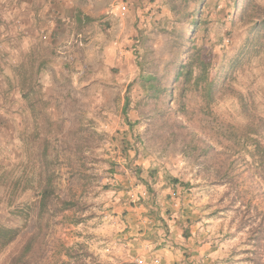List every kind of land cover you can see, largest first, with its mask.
I'll list each match as a JSON object with an SVG mask.
<instances>
[{"label":"rangeland","instance_id":"obj_1","mask_svg":"<svg viewBox=\"0 0 264 264\" xmlns=\"http://www.w3.org/2000/svg\"><path fill=\"white\" fill-rule=\"evenodd\" d=\"M72 1L0 0V53L16 60L27 46L1 69L0 223L19 234L0 264H264V169L249 154L264 140V37L241 56L251 23L231 0H203L194 43L211 60L213 100L188 90L185 114L169 99L149 111L139 62L162 78L195 16L176 19L169 0Z\"/></svg>","mask_w":264,"mask_h":264},{"label":"trees","instance_id":"obj_2","mask_svg":"<svg viewBox=\"0 0 264 264\" xmlns=\"http://www.w3.org/2000/svg\"><path fill=\"white\" fill-rule=\"evenodd\" d=\"M231 1L233 4L232 9L234 10V18L251 23L250 30H255L256 33L254 37L255 40L251 44V47L248 51L243 52L241 56L251 52L254 54L259 53L262 42L258 39L264 37V3L260 0ZM168 2L169 9L173 14V17L176 19L181 20L188 15H191L192 17L193 15L195 16L194 22L190 23V37L188 40H184L183 42L178 41L171 46L170 51L173 54L170 59L165 60L164 62L165 72L163 73L162 78L157 76L158 72L153 68L157 64H151L152 66H149L148 68V66H145L146 61L144 59L140 61L139 66L146 74V78H141L140 81L141 85L146 87L148 92L147 101L151 102V110L149 111L162 113L164 101L169 99L170 105L176 101L177 103L175 104L178 105L179 113L185 114L186 109L185 106L182 105L180 97L183 96L184 92H187L188 90L199 92L204 105L209 107L213 100V94L216 87L214 80L207 77L211 66V60L203 53V47L197 46L194 43L195 35L197 34L199 27L204 23L202 15L205 3H203V0H169ZM190 4H195V10L193 12H187V8H189ZM75 13V19L79 23L92 20L91 16L83 14L80 9H77ZM23 63L24 62L21 63V67H23ZM147 75H149V77ZM26 78L27 76L22 77L23 81L21 80V91L25 97L28 93V91L25 92L24 88ZM170 81L173 86L176 84L174 87L175 89L177 87V95H179L177 98L175 92H173L174 87L169 86ZM174 125L184 129L187 128L186 124L180 121H176ZM190 134L191 132L186 131L184 136L186 137ZM185 137L183 138V141L185 140ZM184 145L183 151L196 148L192 137H190ZM249 154L253 157V160L255 159L254 161H258L264 169V140L263 142H256L254 149ZM199 155L200 153L198 152L195 157H198ZM174 182H178V180L175 179ZM46 196L45 198L41 196V207L44 205L42 204V199H46ZM62 203L64 206H67L68 203L70 204L72 202L62 201ZM18 234L19 228L9 227L0 223V252L8 246ZM23 256V254L14 256L8 264H23L22 262L20 263Z\"/></svg>","mask_w":264,"mask_h":264},{"label":"crops","instance_id":"obj_3","mask_svg":"<svg viewBox=\"0 0 264 264\" xmlns=\"http://www.w3.org/2000/svg\"><path fill=\"white\" fill-rule=\"evenodd\" d=\"M69 1L73 2L72 0H69ZM21 3H22V10H23V9H26V8H29V6H28L29 4H28L27 2H24V1H23V2H21ZM33 4H34V3H33ZM33 4H32V7H33V6L35 7V4H34V5H33ZM24 17H26V15H25V14H22V16L20 17L21 20H19V17H18L17 20H16L17 28L20 30L22 36L25 34V30H26V26H27V21L25 20ZM2 27H3V25H2ZM2 27L0 26V47L3 48L5 51L8 52L10 49H8V45L6 44V41H7V40H4V39L1 38V37H4V35L7 34L6 32H4V30H3ZM25 41H27V40L25 39ZM27 45H28V44H27ZM26 47H27V46H26ZM26 47H24V46L20 47V46H19V49H18V48H15V49H14L15 52L17 53V54L15 55L16 60H15V59L10 60V58H8L9 56H7L8 54H4L3 52L0 53V80H1V81L4 79V74H3L2 71H1L2 66H4L5 70H8V69H9L8 66L12 65V64H11L12 61H16V64H19L20 61H21V59H22V56H23L22 52L25 51ZM7 59L10 60V62L7 63V65H4V62H5ZM2 78H3V79H2ZM0 89L2 90V85H0Z\"/></svg>","mask_w":264,"mask_h":264},{"label":"built area","instance_id":"obj_4","mask_svg":"<svg viewBox=\"0 0 264 264\" xmlns=\"http://www.w3.org/2000/svg\"><path fill=\"white\" fill-rule=\"evenodd\" d=\"M126 11V5L124 3H120L118 5H116V7L112 8V10L110 11L112 14H116V13H124Z\"/></svg>","mask_w":264,"mask_h":264}]
</instances>
